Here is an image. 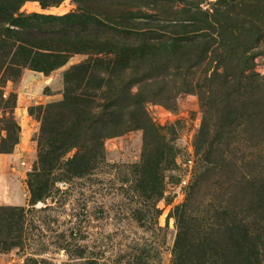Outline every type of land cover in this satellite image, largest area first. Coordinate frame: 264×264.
Returning a JSON list of instances; mask_svg holds the SVG:
<instances>
[{
  "label": "rangeland",
  "instance_id": "374dc122",
  "mask_svg": "<svg viewBox=\"0 0 264 264\" xmlns=\"http://www.w3.org/2000/svg\"><path fill=\"white\" fill-rule=\"evenodd\" d=\"M42 1L48 8L25 0L23 26L0 35V264H239L228 245L244 221L264 245V91L220 80L244 65L264 75V0ZM228 4L260 34L242 31ZM82 5L165 23H204L216 11L232 45L214 28L207 58L186 72L130 77L110 58L107 69L86 63L116 41L85 26ZM184 78L191 89L179 87ZM109 99H122L113 118L135 112L161 129L160 162L152 130L126 122L104 136L111 116L98 105Z\"/></svg>",
  "mask_w": 264,
  "mask_h": 264
},
{
  "label": "trees",
  "instance_id": "16d2710c",
  "mask_svg": "<svg viewBox=\"0 0 264 264\" xmlns=\"http://www.w3.org/2000/svg\"><path fill=\"white\" fill-rule=\"evenodd\" d=\"M24 1L25 0H0V35L8 36L12 33L16 34L17 31H15L14 28H10V25H14L15 27L23 26L20 21L23 15L19 13V8ZM40 4L44 9L49 6V4L44 3L42 0H40ZM80 4H82V2H80ZM227 9L229 11H226L225 14L238 20L239 27L242 31H253L260 34L255 23L251 19L239 15L235 6L228 4ZM217 13L216 11L214 14L205 12L204 20H206V22L204 23L196 22L192 18L187 22L165 23L158 19L155 14L140 9L137 11H114L109 9L101 11L82 5L80 17L83 18L85 26L91 28L95 27L105 32L106 35H102L101 38L108 37L109 35L110 38L112 37V39L116 41V47L114 49H101L103 51L100 50L91 53L86 63L93 62L92 64L107 69L104 66L106 61H108L107 58H110V61L124 64V68L132 73L130 77L140 74L139 72H146L150 68L160 66H162L165 71L171 69L173 72L179 74L182 73L183 70L186 72L194 66L193 64L197 62L200 63L207 58V52L213 44V40L216 41V38L211 35L215 34L213 31L214 28L218 30L216 37L221 41V45H232L231 42L223 41L222 43V38H224L226 31L224 28L222 29L220 27V20ZM220 30H222L223 34L220 33ZM27 32L29 33V31ZM197 37L204 38L202 41H195ZM209 41H211V45H209ZM200 43L202 47H199ZM27 44L36 49H44L39 45H33L32 42H27ZM196 47L198 49H196ZM189 52L196 53L194 54L195 63L191 59V61H184L185 54ZM246 57L247 56H244V58ZM171 62H175V64H170ZM251 68L252 65L251 67H249V65H244L240 71L237 74H233L231 78H229V75H225L224 77L222 76L220 80L225 84H232L234 81L245 83V86L252 83L257 87L261 86L264 91V75H259V73L253 71ZM221 75H219V77H221ZM127 78L120 76L119 82L124 84ZM99 80H101L100 82L102 83L104 79L100 77ZM184 80L181 81L179 87L188 90L190 88L188 85L189 83H187L186 80L185 83ZM184 84L187 86L183 87ZM262 96H264V92H262ZM121 100L122 99H118L117 101L116 99H109L111 102L105 101L98 105L102 113L111 116L106 119L109 126H106L104 136L119 134L123 130V124L125 125L126 122L134 129H141L144 132L148 129L152 130L153 137L157 140V143L161 145L160 151L156 154V160H158V158L162 159L165 145L163 143L164 138L161 134V129L155 127L146 115L143 118H139L134 112L133 119L128 121L113 118H119L118 109L120 103H122ZM87 119L88 121L92 120L93 115H90ZM158 162H160V160H158ZM259 202L260 218L264 222V177L260 182ZM232 226H234V229L231 232V239L234 245L228 246L236 253L234 256V258H236L235 260H238L239 264H260L259 256L262 257L261 251H264V245H259L260 239L254 232L251 224L244 221L239 222L236 226L234 224ZM262 228H264L263 225ZM218 247H220V245L214 248ZM220 248L224 250L222 246ZM227 260L234 261L232 259Z\"/></svg>",
  "mask_w": 264,
  "mask_h": 264
}]
</instances>
